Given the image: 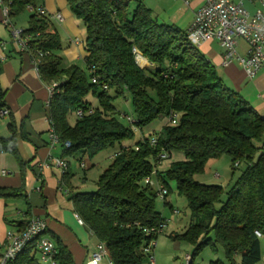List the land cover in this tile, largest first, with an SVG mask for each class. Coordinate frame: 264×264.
I'll return each instance as SVG.
<instances>
[{
  "label": "trees",
  "instance_id": "trees-1",
  "mask_svg": "<svg viewBox=\"0 0 264 264\" xmlns=\"http://www.w3.org/2000/svg\"><path fill=\"white\" fill-rule=\"evenodd\" d=\"M42 1L4 0V5L13 18L28 5ZM65 1L72 16L85 28L83 61L87 74L76 65L64 66L59 55L60 36L47 16L31 14L28 28L23 31L31 36L29 55L33 60L39 58L41 81L47 86L58 83L48 103L47 117L60 141L70 143L62 156L92 159L131 140L135 133L116 119L111 104L126 94L131 99L138 131L158 118L176 115L174 124L167 121L152 134L155 145L150 143V137H142L134 145H121L99 175L94 192H75L67 180L68 172L63 174L73 211L105 245L110 263L144 264L148 257L144 249L157 236L146 235L144 229L164 223L155 210V192L143 183L154 173L165 187L166 196L170 191L167 181H173L177 193L187 201L190 225L180 237L195 245L193 256L206 246L214 252L219 246L225 263L209 264H260L257 234L264 229V119L222 83L188 33L175 25L158 23L141 2L130 7L131 0ZM133 49L146 61L145 67L137 64ZM92 66L98 76L97 85L90 80ZM101 84L106 85V91ZM90 93L96 96L98 108L86 102ZM3 107L0 96V110ZM78 110L82 112L79 117ZM71 114L76 118L72 125L68 122ZM7 128L9 136L0 137V152L12 155L23 168L25 164L16 148L18 132L12 121ZM162 150L167 158L181 152L183 160L159 173L156 167ZM222 156L229 158L232 171L244 166L226 192L225 201L221 200V186L194 180L195 175L204 172L209 160ZM12 193L16 192L0 188V197ZM25 225L21 223L19 228ZM54 240L59 264H74L68 250ZM193 256L187 264H193ZM7 264L40 263L31 245Z\"/></svg>",
  "mask_w": 264,
  "mask_h": 264
},
{
  "label": "crops",
  "instance_id": "crops-1",
  "mask_svg": "<svg viewBox=\"0 0 264 264\" xmlns=\"http://www.w3.org/2000/svg\"><path fill=\"white\" fill-rule=\"evenodd\" d=\"M183 1L190 17L186 29L188 32L194 14L203 5V0ZM230 1L237 2L238 0ZM159 2L164 3L162 0ZM53 3V0H43L41 5L51 21L52 28L58 33L53 24L54 20L60 25L66 36V45L62 50V55L66 57V60L63 59V64L64 60L68 62L74 58L76 50L78 54L76 59L83 60L86 53L82 54L81 52L82 42L78 37H73L78 32L77 28L71 19L63 17L61 10L56 9ZM56 3H60L58 5L60 7L63 6L59 0ZM243 5L250 14H253L258 8L256 2L244 1ZM57 13L60 14L61 21L53 18ZM2 20L3 13L0 7V96L4 105L3 109L8 112L7 116L2 117L4 124L0 126V129L6 127L4 131L6 134L0 135V137L7 138L9 136L7 126L12 121L18 132L16 137L18 156L25 165L22 168L12 155L0 152V188L16 192L10 196L0 197V259L7 246L6 233L10 230L20 231L21 223L26 224L32 217H41L47 223L45 236L53 242L54 239H58L70 253L74 264H86L89 254L95 250L97 239L85 225L77 223L76 217L78 216L73 211L69 199L70 192L63 181V174L52 168L45 170L41 179H38L35 165L47 160L49 155L62 157L67 162L66 172L70 176L67 178L69 185L75 188V192H80L75 182L84 181L86 177L83 174L79 178L76 172L82 170L84 173L94 166V162L92 164V160L86 156H77L76 158L62 156L65 149L62 145H58L54 149L49 148L50 120L47 114L50 98L47 85L41 81L38 73L34 70L33 59L28 50H22L19 47L10 28L3 25ZM10 21L16 29L20 28L19 30L24 31L28 28V22L26 27L23 24L17 25L19 23L17 16L10 18ZM196 47L213 66L222 83L240 95L264 119V70H260L251 78L235 61L224 64L223 50L217 41L205 42ZM247 50L246 42L237 39L236 52L240 56H245ZM166 124L167 119L161 118L157 125L151 128L152 134L159 132ZM19 127L21 128L20 134ZM152 136L154 135H149V137ZM80 163L84 164L83 169L80 168ZM3 171L8 173L2 174ZM100 264H110V261L108 258H104Z\"/></svg>",
  "mask_w": 264,
  "mask_h": 264
},
{
  "label": "built area",
  "instance_id": "built-area-1",
  "mask_svg": "<svg viewBox=\"0 0 264 264\" xmlns=\"http://www.w3.org/2000/svg\"><path fill=\"white\" fill-rule=\"evenodd\" d=\"M256 2L258 8L253 14H250L244 7L243 2ZM0 7L2 8L3 20L2 24L9 27L13 38L22 50H28V42L31 39L29 34L24 33L22 30L16 29L12 26L9 17V8L4 5V0H0ZM26 10L36 17H45L47 13L41 4L28 5ZM53 18L61 21L59 13L55 14ZM188 34L195 46L209 41H217L223 50V63L228 64L235 61L245 72L248 77H254L257 72L264 70V0H238L231 2L230 0H203L201 5L194 14L193 22L189 28ZM242 39L248 46L247 54L240 56L236 52V40ZM1 46V44H0ZM135 60L142 61L141 55L133 49ZM39 58L33 60L34 70L38 73ZM91 74V83L98 84V76L95 75V68L92 66L89 69ZM58 83H52L47 86L49 98L55 92ZM103 91L107 90L105 84L100 85ZM50 100V99H49ZM49 103V102H48ZM80 110L76 111V116H81ZM8 115L4 109L0 110V118ZM131 129L134 133L138 129L134 126L136 120L132 117H126ZM176 115L172 114L167 121L174 124ZM49 148L54 149L58 145H62L65 149L70 147L69 142H61L58 135L55 133L53 123L50 121V128L48 131ZM152 145H155V137L149 138ZM137 149V148H136ZM115 154L111 155L108 159L112 160ZM167 153L161 151L158 155V165L167 158ZM55 168L64 174L68 168L67 162L62 157L48 156L47 160L35 165L36 175L41 179V175L45 170ZM80 168H84V164L80 163ZM8 172L3 171L2 174ZM146 177L143 183L154 187L156 197L164 201L167 191L165 187L158 181H152L151 176ZM79 225H84L83 221L76 217ZM163 225L159 227H151L144 229L146 235H158ZM47 231V223L41 217H32L26 223L24 229L21 231H8L6 233L7 246L3 256L0 259V264H7L13 261L19 254L26 248L34 245L37 253V260L40 264H59L57 259V248L52 240L45 236ZM259 236V234H257ZM154 247L153 241L149 242L144 249L148 255V264H155L152 255V248ZM108 258V252L105 245L98 242L95 250L88 256L86 264H100L104 259ZM189 261V256L185 257ZM111 264V263H110Z\"/></svg>",
  "mask_w": 264,
  "mask_h": 264
},
{
  "label": "rangeland",
  "instance_id": "rangeland-1",
  "mask_svg": "<svg viewBox=\"0 0 264 264\" xmlns=\"http://www.w3.org/2000/svg\"><path fill=\"white\" fill-rule=\"evenodd\" d=\"M57 0H53V5L56 9L61 10V13L65 19L69 18L74 23L77 28V34L73 35L78 37L82 42L81 52L85 54L84 50V40H85V28L80 20L74 18L69 8L66 5L65 0H59L63 3V6H58L60 3H56ZM164 3H160L159 0H131L130 7H133L135 3L141 2L146 8L151 10L152 16L157 20L158 23H164L166 25H175L180 30L187 32V23L190 19L188 14V9L183 0H162ZM30 13L24 10L22 13L18 14L17 25L23 24L24 27L27 26V22L30 17ZM15 20V19H14ZM53 24L61 36L62 50L65 47L66 36L62 32L60 25L53 20ZM18 28V27H17ZM20 29V28H18ZM188 33V32H187ZM59 52V55L62 59L66 60V57L62 55L63 51ZM77 50L74 53V58L68 62L64 60V66L68 63L69 65H76L82 70H85L84 61L82 59L77 60ZM146 61L142 58V61H138V65L143 68L146 65ZM86 71V70H85ZM87 74V71H86ZM109 96H113L112 92H108ZM92 108H98V101L96 96L91 93L88 94L85 98ZM112 106L114 107V116L116 119L123 125L130 126L126 117L134 118L133 107L130 97L126 94L124 97H118L111 101ZM162 118V117H161ZM158 118L148 127L138 131L134 134V137L126 142H123L121 145H134L142 137H149L152 135L151 128L156 126L158 121L161 120ZM75 115L71 114L68 116V122L72 125L75 121ZM3 119L0 118V126L3 123ZM131 127V126H130ZM5 126L3 127L0 135H5ZM2 137V136H1ZM120 145V146H121ZM119 145H116L113 149H107L98 153L94 158H92V164L94 166L90 167L84 173L81 171L76 172L78 177L81 178L85 174L84 181L76 178L77 182L75 185L79 187L80 192L91 193L96 190V181L99 175L106 169L109 165L110 160L108 159L109 155H113L118 152ZM80 157V156H79ZM183 160V154L181 152H173L170 158L164 159L160 165L156 167V170L159 173H164L170 166L171 163L175 161ZM244 169L243 165H240L234 171H232L231 163L228 157L222 156L218 159L209 160L205 166L204 172L199 175L194 176V180L198 183L205 185H218L224 189V194L222 195L221 200L225 201L226 192L233 186L238 177L240 176L242 170ZM75 173V172H74ZM152 181L155 183L156 176L153 174L151 176ZM167 185L170 189L168 195L165 198V201L160 200L156 197L154 206L155 210L161 215L163 219V225L161 231L155 240H151L154 243L152 248V255L154 257L155 264H187L185 257L193 256L195 245L181 239V235L184 234L190 225V211L187 206L186 199L179 195L176 191V185L173 181H167ZM154 191V187H151ZM167 203V205H165ZM170 207H169V206ZM218 208L219 205H216ZM159 225V226H160ZM158 226V227H159ZM210 237H213V234H210ZM259 244L261 250L262 261L260 264H264V229L262 233L258 236ZM150 241V242H151ZM221 261L225 263L223 251L219 246H216V252L210 246H206L198 250L197 254L193 256V264H209L210 262ZM236 261H239V257H236ZM144 264H148V257L146 258Z\"/></svg>",
  "mask_w": 264,
  "mask_h": 264
}]
</instances>
